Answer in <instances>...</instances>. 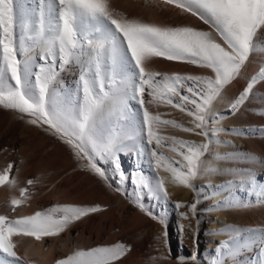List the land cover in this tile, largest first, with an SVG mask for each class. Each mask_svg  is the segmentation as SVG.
<instances>
[{
  "label": "snow or ice",
  "instance_id": "6c2138e0",
  "mask_svg": "<svg viewBox=\"0 0 264 264\" xmlns=\"http://www.w3.org/2000/svg\"><path fill=\"white\" fill-rule=\"evenodd\" d=\"M163 3L197 17L219 39L214 38L213 32L191 26L129 18L117 12L111 0H0V106L26 114L28 124L47 125L46 131L50 129L77 159L87 161V170L105 181L106 173L98 162L106 160L112 164L123 181L120 154L128 150L142 155L145 149L139 146L137 151V142L146 136L147 144L155 143L156 148L169 142V150L181 158L175 161L179 167L172 162L165 166L179 185L190 188L200 175L227 173L239 176L240 180H229L226 187L238 182L251 187L257 180L251 173H233L213 166V161L225 159L219 153L211 160L205 157L212 155L211 137L224 131L236 136L245 134L240 129L208 125L210 118L212 124L224 118L215 105L225 100L224 93L241 76L250 56L261 50L264 0H163ZM155 58L195 65L213 75L154 71L148 65ZM69 67L79 70L75 101L61 103L52 85L59 73ZM33 75L34 83L30 78ZM260 82H264V66L248 79L238 95L227 101L230 115L241 111ZM132 102L139 105V110L133 109ZM150 104L171 106L186 113L192 127L153 114L147 107ZM164 126L194 133L204 140L197 144L161 135ZM260 131L264 133V128ZM156 148L151 155L160 167L163 158ZM12 170L10 163L0 172V187L18 189L19 196H12L8 202L15 211L30 197L28 188L18 186ZM131 182L138 190L147 189L154 195L168 197L163 180L153 185L150 179L134 173ZM35 183L27 181L28 185ZM259 195L264 196V188ZM198 203L188 205L193 215ZM137 206L144 211L142 204ZM176 207L184 205L177 203ZM102 210L100 205L57 204L31 215L13 218L0 215V253L20 261L13 237L41 240L57 236L73 222ZM181 215L188 219L186 213ZM184 230L181 225L180 232ZM164 236L167 245V232ZM225 250L229 255L236 251L231 239L221 242L218 251L223 255ZM130 251V245L120 242L79 248L57 259L55 264H117ZM186 261L196 264L197 256L181 257L179 264ZM0 264L11 262L0 258ZM257 264H264V251L260 252Z\"/></svg>",
  "mask_w": 264,
  "mask_h": 264
},
{
  "label": "rangeland",
  "instance_id": "374dc122",
  "mask_svg": "<svg viewBox=\"0 0 264 264\" xmlns=\"http://www.w3.org/2000/svg\"><path fill=\"white\" fill-rule=\"evenodd\" d=\"M155 1L161 0H141L140 2L137 0L130 1L133 4L128 17L152 22V20L145 17L142 13H153L155 18L157 16L156 19L160 20V24L162 23V25H186L199 30L213 32L207 24L203 23V21L197 17L192 15V17L190 16L191 18L187 17L185 13L180 12L181 10L175 7L174 9L177 10V13L172 9L165 10L162 7H156V5H159L156 4ZM138 13H140V15ZM213 36L214 38L219 39L214 32ZM260 37H262V34ZM148 66L150 69L160 72L213 75L208 69L182 62L166 61L162 58H155ZM246 83H243L239 92L246 86ZM256 92H258L257 85L254 86L249 101L246 102L245 106L238 114L239 116L242 115L244 119L246 118L247 122H255L259 117L264 118V115L259 114L261 111L254 108ZM238 94L239 93L235 92L233 93V96L235 97ZM224 97L226 96L224 95ZM131 106L133 109L139 110V105L135 102H132ZM147 107L153 114H161L163 119H172L177 121V123L183 124L185 127H192V124L190 123L191 118L188 117L186 113L180 112L178 109H173L171 106L162 104H150L147 105ZM215 107H217V104ZM9 110L11 112H9ZM17 112L18 111L16 110L6 109L3 116V121L7 118V120L4 121V129L9 126V132L5 137V141L2 143L3 146L0 148V153L3 150H9L7 157L16 154L19 158L20 145H26L27 143L22 138V131L25 128H33L38 130L39 137L32 146L27 144L28 146L26 147L37 148L36 156H38V158L43 156L40 149H47L49 151V156L47 159L43 160L42 163L43 165L48 166L51 171H55L52 174V177H50L52 180L46 186L44 191L39 189L40 182L38 181V178L34 179L37 180L35 183L37 189L30 192L29 195H31V200L29 201L28 199L27 202H37L39 208L43 207L42 210L57 204H71L85 207L100 205L103 209L101 212L90 214L89 216L83 217L79 221L70 224L69 226H75L73 228L70 227L68 233L66 230L60 233L59 237L61 238L53 243H57V247L60 246L58 249V258L62 259L69 255V253H66V250H64L67 248V245H69L70 250H72L76 245L78 247L80 244H82L80 248H89L100 245H112L120 242L130 245L131 251L127 253L125 257L121 258L117 264H179V259L181 257L189 258L193 254L197 256L196 264H202L203 240L201 241V236L207 224V218L204 215L201 203L199 202L197 204V210L195 215H193L188 208V205L192 204L193 200L185 201L179 193L173 195L168 194L167 199L163 196H158L156 199L147 198L149 192L147 189H142L143 191L138 190L136 186L131 183V176L134 173L150 179L153 184L158 180H163L164 173L169 172L165 170L166 164L171 162L170 158L178 157L175 155L176 153L171 152L167 147L169 142H165V147L163 148H156L155 143L148 145L146 136H144L143 139L140 140L145 149L142 155L137 156L134 153L130 155V158H126L120 154V162L126 176L123 181H121L120 176L115 173L112 164L106 160H100L98 166H100L106 173L107 180L105 181L87 170V161L77 159L69 146L59 140L50 129L46 131L39 126L28 124L27 120L29 117L26 114ZM210 124L209 120V128H211ZM135 126L139 127V117L135 122ZM258 133L259 134L255 135V138L264 151V133H261L260 130H258ZM160 134L165 136H175L179 139L192 141L198 144L197 137L199 135L184 132L171 126L162 127L160 129ZM236 145L240 147L241 143H237ZM153 148H156L157 153L163 158L161 166L164 167V172L159 176L152 172L154 164H156L151 155ZM36 163V165H41V163H38V160ZM6 164L9 165L10 163H3V166L0 164V172L4 170V165ZM11 164L13 165L12 161ZM252 165V171L258 174V181L256 180V183L250 189L249 197L247 193H244L240 196V199L236 201L235 191L231 198L230 189L232 188V185L226 187L227 182L232 180L234 176L227 173H217L218 180H220V194L225 197L227 196L226 199L231 200V202L235 201L236 204L233 208L241 209L244 213V217H248L247 220H251L252 214H250V212H252L253 208L262 209V212L264 213V196L259 195L260 190L264 188V177L261 175L264 167L258 161H254ZM173 166L179 167L175 162ZM233 168V166L228 167L229 170H233ZM35 169L36 168L34 167L32 168V177L37 176V169ZM17 172H19V170L15 172L12 171L11 175L14 176ZM29 179L33 180L31 177H29ZM164 187L168 192L165 183ZM117 188H119L120 191H117ZM174 196H176V203H180L184 205V207H176V203L173 200ZM194 196L196 197V202L199 201L197 196ZM41 201H46L47 204H44V202ZM138 204L143 205L144 211H141L140 207L137 206ZM166 206L168 207L165 208ZM182 213H186L188 219H185L184 216L181 215ZM181 225L185 226L183 233L180 232ZM263 226L264 225L261 227ZM165 232H167V245H165ZM62 243H64V245ZM14 250L16 251V249ZM260 252L261 250L259 246L258 253L260 254ZM0 256H3L4 258L6 257L8 260H15L2 253H0ZM186 264H191V262L186 261Z\"/></svg>",
  "mask_w": 264,
  "mask_h": 264
},
{
  "label": "bare ground",
  "instance_id": "6f19581e",
  "mask_svg": "<svg viewBox=\"0 0 264 264\" xmlns=\"http://www.w3.org/2000/svg\"><path fill=\"white\" fill-rule=\"evenodd\" d=\"M130 1L132 0H111V4L112 7L117 12L122 13L128 17L133 4ZM137 1L140 2L141 0H137ZM155 3L159 5L157 6L155 4L156 7H162L165 10L172 9L175 13H177V10L174 9V6L163 3V0L155 1ZM138 14L140 15V13ZM142 14H144L145 17H148L150 20H152V22L160 24V20L156 19L157 16L155 18V15L153 13L150 14L142 13ZM185 14L187 15V17L191 16L190 13H185ZM259 39H261L262 41L260 44L261 50H258L256 53L250 56L249 62H247L245 68L241 73V76L236 80V82H233L231 86H229L226 92L224 93V95L226 96L225 100L223 102L217 103V107H215V110L220 114H222L224 118L220 119L219 123L217 124H212L211 118L209 119L211 123L210 124L211 128L219 127L223 129L224 128L240 129L243 130L245 134L242 136H236L229 134L227 131H224V132H220L218 134V137H211L212 155L211 156L206 155L205 157V159L211 160L213 156L219 153L223 155L225 159L213 161V166L218 167L220 169H225L233 173L248 172L254 175L255 177H258V174L252 171L253 169L252 163L254 161H258L264 167V163H262L264 162V151L262 147L257 143L255 138V135L259 134L258 130L264 128V118L259 117L256 119L255 122L253 121L247 122L246 118L244 119L242 115H241L242 117L238 115L239 113L235 115H230L228 111L227 101L234 97L233 93L235 92L239 93V90L240 88H242L243 83H246L252 75L258 72L261 66H264V33H262V37H259ZM38 63H43V62L38 61ZM35 70L36 69L34 68L33 71ZM78 74H79V70L75 67H69L66 70L59 73L56 82H54V84L52 85L59 102L63 103L66 100H71L72 102L75 101ZM30 78L34 83L35 76L33 75ZM257 87H258V92H256L257 94L254 103L255 107L254 106L253 107L258 111L264 112V82L258 83ZM5 112L6 109L3 106H0V148L1 146H3L2 143L5 141V137L9 132L8 129L9 126H7L4 129V121L7 120L6 118V120L3 121V116ZM9 112L11 111L9 110ZM39 127L44 129L47 128L46 125ZM253 130H255L254 134H253ZM22 135L23 137L22 136L21 137L27 143L26 145L23 144L20 145V152H19L20 157L18 158L16 154L7 157V153H9L8 152L9 150L8 151L3 150L0 153L1 154L0 164L1 166H3V163H11V161L13 162L12 171L15 172L19 170V172L14 174V176L18 181V186L28 188L29 189L28 195H29L30 192L37 189L36 184L33 185L27 184L29 177H31L33 180L38 178V181L40 182L39 189L41 191H44L46 186L52 180V178L50 179V177H52V174L55 171L53 170L51 171V169H49L48 166H45L42 163L43 160L47 159L49 156L48 154L49 151L47 149L46 150L43 148L40 149V152H42L43 156L38 158V156H36L37 148L34 149V148L26 147L28 146L27 144L32 146L33 143L37 140V138L39 137L38 130L33 128H25L22 131ZM197 139H198V143H201L203 142L204 137L198 136ZM236 142L241 143V146L238 147L236 145L237 144ZM137 144H138L137 151L139 150V146L144 147L140 141H138ZM134 153L135 152H130L128 150H125L124 152L121 153V155L125 156L126 158H130V155ZM248 156H254L257 159L254 161L249 160L247 159ZM170 159H171L170 161L174 165L175 160H179L181 158L178 156ZM37 160L38 163H41V165L39 164L36 165ZM153 161L154 163L156 162V159L154 157H153ZM7 166H8L7 164L4 165L5 168ZM229 166H233L234 167L233 170H229L228 169ZM33 167L37 169L36 177H32L33 173L31 171ZM152 172L155 175L159 176L164 172V167L162 166L157 167L156 164H154V168ZM261 175L264 177V170ZM233 179L239 181L240 177L234 176ZM34 181L37 182V180ZM219 181L220 180H218L217 173L203 174L197 177L195 181L193 180L192 187L189 188L175 183L172 180V176L170 172L164 173L163 176V182L165 183V186L168 189V194L173 195L179 193L185 201L193 200V203L196 202V197L194 196L196 195L203 207L204 215L207 218L206 220L207 224L201 236V241L203 240L202 259H201L202 264H257V259L259 256L258 253L259 246H260V250L264 251V226L261 227L262 225H264V213L262 212L263 210L253 208L252 212H250V214H252L251 220H247L248 217L247 218L244 217V213L243 211H241V209H236L233 207L236 204L235 201L239 200L240 196H242L244 193H247L249 197L250 189L252 188V186L249 187L248 185L240 184L239 182L233 184L232 188L230 189L231 198L232 195L234 194V191L236 195H235V201L231 202V200L226 199L225 196H222L220 194L221 187L219 185ZM153 185H155V183ZM217 186H219V189L217 188ZM14 195L17 197L19 196L18 189H12L8 187L0 188V215H7L10 218H13L21 215H31L35 211H42L43 207L39 208L37 202L28 203L27 202L28 200L23 205L18 207L15 211H12L8 202L10 198ZM30 196L31 195H29V197ZM147 196H148L147 198H152V199L154 198L156 199L158 197L157 195H154L151 192H148ZM30 200L31 199L29 198V201ZM173 200L176 203V196L173 197ZM41 202L47 204L46 201H41ZM167 207L168 206H166L165 208ZM70 227L73 228L72 226H68L65 229L67 233ZM59 235L44 237L41 240H36L34 238L24 237V236L13 237V241L17 246V248L15 247V249L19 257H21V262L15 260L14 261L8 260L6 259V257L4 258L3 256H0V258L10 261L11 264H28V262H31V264H55V261L57 259H60L57 257L59 254L58 249L60 248V246L57 247L56 246L57 243L55 244L53 243L61 238L59 237ZM67 238L71 240L69 237ZM229 239H231L234 242L236 251L232 255H229L225 250V253L222 255L221 251H218V249L220 248V244L222 241H226ZM62 244L64 245V243ZM80 246H82V244H80ZM80 246L78 245L77 247L76 245L75 248L77 247L76 249H78L80 248ZM66 247L67 248H65L64 250H66L65 252L69 254H71V252H73L72 250L75 249L74 248L70 250L69 245H67ZM240 249H244V251H240Z\"/></svg>",
  "mask_w": 264,
  "mask_h": 264
}]
</instances>
